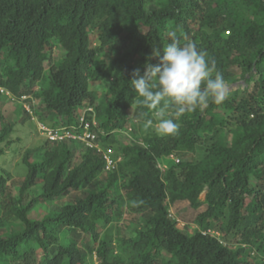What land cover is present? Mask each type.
Segmentation results:
<instances>
[{"label":"trees","instance_id":"16d2710c","mask_svg":"<svg viewBox=\"0 0 264 264\" xmlns=\"http://www.w3.org/2000/svg\"><path fill=\"white\" fill-rule=\"evenodd\" d=\"M170 33L215 60L226 84L245 83L221 104L169 111L179 128L161 136L130 81L158 63ZM0 85L15 115H30L28 102L54 130L96 115L97 142L115 159L108 170L102 152L44 138L19 176L0 173V264H87L93 253L100 264H264L251 260L264 255V0H0ZM11 131L4 123L0 142ZM179 201L205 208L193 232L171 215ZM128 211L145 222L122 237L116 223Z\"/></svg>","mask_w":264,"mask_h":264},{"label":"clouds","instance_id":"9594fccd","mask_svg":"<svg viewBox=\"0 0 264 264\" xmlns=\"http://www.w3.org/2000/svg\"><path fill=\"white\" fill-rule=\"evenodd\" d=\"M153 55L158 58V63L146 64L143 75L139 68L134 69L131 73L130 86L134 90L137 105L154 110L157 134L170 135L178 130L179 124L172 118H166L169 111L174 110V116L180 117L197 107L206 108L210 100L221 104L227 98V85L223 74L217 70L215 60L210 61L206 52L200 50L196 43L192 41L181 43L175 33H170V42L162 51L154 50ZM202 84L204 87H201ZM0 92L10 98L13 96L1 85ZM27 98L24 97V99ZM24 106L28 112L36 115L30 103L24 102ZM88 110L94 112L93 108ZM85 112L82 113L81 118L82 129L77 126L69 129L62 125L54 130L40 119V130L46 134L44 138L82 142L86 148L102 152L106 169H113L115 165V159L112 157L113 150L103 148L101 143L97 142L98 134L93 130V127H98L97 117L95 115L92 122L85 120ZM153 124L154 121L148 119L144 127L149 128ZM76 129L78 132H75ZM130 130L131 128L126 131L128 135ZM27 149L28 147L25 152ZM160 166L162 169L166 168V164L161 163ZM203 195L205 197V193L202 194V198H204ZM202 232L215 236L226 244L222 241L219 231L208 229ZM253 259L264 262V255L255 250L251 254V260Z\"/></svg>","mask_w":264,"mask_h":264},{"label":"rangeland","instance_id":"374dc122","mask_svg":"<svg viewBox=\"0 0 264 264\" xmlns=\"http://www.w3.org/2000/svg\"><path fill=\"white\" fill-rule=\"evenodd\" d=\"M64 51L62 49L55 48L54 56L58 55L59 57L62 56ZM245 81L240 79V82L235 85H227V92L232 90L233 88H237L239 84H244ZM10 97V96H9ZM16 105L15 102L11 99H0V129L5 123L8 126L13 124V131L8 134V137L5 141L0 142V150L3 152L0 153V173H3L5 170L6 172H10L12 177H17L21 174L22 168V158L25 153V149L30 147L31 145H36L41 138H44L46 135L41 132L40 128V118L36 116L34 113L30 112V115H22L17 116L15 115ZM133 114V112H132ZM4 117V120L2 121ZM11 142L8 144V141ZM228 141L230 138L228 137ZM211 143H206L199 149L197 153V160L201 159ZM79 145H83L82 142H79ZM33 157H35V152H32ZM36 158V157H35ZM26 171V169H24ZM13 179L9 180L8 185V194L12 193L15 195L19 194V188L13 189ZM34 193H39L40 189L34 188ZM7 199L5 200L6 204L11 200L9 195H6ZM204 197V195H203ZM71 199L66 196H61L58 198V203L66 204ZM205 208L200 207L198 209L193 208L188 201H179L171 206V215L173 218L177 220V226L183 230L188 232L195 231L198 228L196 219L197 215L202 212ZM1 212L3 218L15 219V216L12 215V211L7 209L5 210L4 207H1ZM44 214L42 211H34L32 213V217H41ZM145 220L141 216V214L128 211L125 216L122 217V220L119 223H116L115 232L120 231L122 237H129L134 235L133 229L136 227L141 226L144 224ZM90 261L87 264H100L99 259L97 258L96 254L93 253L90 255Z\"/></svg>","mask_w":264,"mask_h":264}]
</instances>
